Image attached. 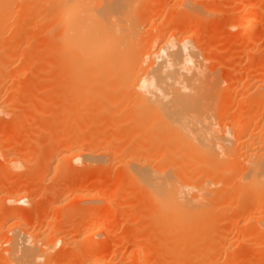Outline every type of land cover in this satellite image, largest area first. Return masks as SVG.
Returning <instances> with one entry per match:
<instances>
[{
  "label": "bare ground",
  "instance_id": "bare-ground-1",
  "mask_svg": "<svg viewBox=\"0 0 264 264\" xmlns=\"http://www.w3.org/2000/svg\"><path fill=\"white\" fill-rule=\"evenodd\" d=\"M143 1L36 0L33 6L23 7L19 5L16 7L17 1L15 0H0V72L6 71L5 66H8L6 64L15 60L17 55L12 52V50H15V47L12 49V46L18 44L17 42L21 39L19 32H16L17 34L15 33L11 40L6 41L5 39L6 42L2 41L4 40L1 38L4 34L2 30L7 27L4 19L6 14L11 13L14 17L22 13L21 20L18 19L15 24H10L9 29L27 28V23L33 20L34 23L39 25L53 24L52 28L43 34L50 37V39L48 38L49 44H47L50 46H47V49L44 46L45 50L43 51H48L46 54L50 53L51 55V52H55L54 50L59 51H56L58 55L54 56L55 60H52L53 65L52 63V66L48 65L49 68L52 67L55 70V72H52V76L56 73L58 78L61 77L62 82L59 81V83L61 82L62 89H60L61 87L58 89L62 92L60 95L64 94L63 97L61 96L63 98V101L60 100L61 103L58 102L59 100L55 101V103L60 104L57 105L60 111L58 110V112L56 109L54 111L60 113L65 112L67 109V112L69 110L70 113H67L69 115L63 114L62 118L60 116L55 118L56 121L54 120V122L57 125V121H59L60 126L58 124L57 127L55 123L53 125V122V127L52 125L48 126L52 132L49 131L54 143H52L53 140L48 139L49 141L46 143L48 145L44 144L45 147L42 146L38 151V157L45 162L54 149L53 146L57 144V146L61 145V149L64 148V150L67 149L70 152L72 161L80 164L79 167L67 168L61 173H54L51 179L54 182L62 174L64 176V174L67 175L71 171L85 172L86 174L91 170L93 163L117 158L118 162H121V165L125 164L123 166L128 169L127 181L131 184L135 183L134 189L139 190L140 193L142 192L145 197V205L142 202L140 203L143 204V207L139 205L140 209L143 208L141 209L143 211L138 210V213L141 212L139 214L142 216L145 214L143 212H146V215L150 217L152 234L151 227L148 224L149 220L147 219L146 222L149 226L144 223V227L146 226L144 229L147 231L145 234L150 233V237L147 235L146 238L145 234H142L144 237L138 235V237H134L128 242L125 240L127 242L126 251L129 254L120 255V258L115 257V254L109 260L86 259L84 254L87 256L88 254L86 252L83 254V250L87 251V248L82 247L83 250L81 251L82 244H80L81 249L78 248L77 252H82L80 255H83V259L82 263L78 259L79 264L84 262L86 264H140L151 251L150 256L155 259H153L152 264H251L249 261L245 263L243 258H239V254H237L239 256L231 254L229 250L234 246L233 241L239 242L237 243L239 245L241 242L246 243L245 240L250 239L248 241L250 242L254 235L257 237L264 230L259 227L261 224L264 226V222L257 220V224H255V221H252L253 226V223L250 222L252 220H250L251 217L249 218L250 215L247 217L248 213H245L244 209L241 210V207L239 208L240 202L250 200L251 204H249L258 210L259 217L262 219L264 216V124L260 125L263 127L260 128L262 132L257 131L260 127L258 126V110L249 113L250 115L247 118L240 120L235 126L230 121L229 128L228 125L224 124L222 126L218 123L220 118L214 119L216 116L213 112V106L216 102L214 97L217 93L212 82L209 81L211 78L208 79V74L204 71L206 69L203 67L205 61L203 60L202 63V56L200 55L203 51L195 43L198 40L199 29L203 27L197 23L202 14L199 13L196 4H192L190 0H172L171 8H169L171 12L162 18L159 16L160 19H158L155 9L153 11V8L151 10L146 8L152 0ZM177 11H183L186 17L189 18L186 27L181 26L179 23V17L175 13ZM160 12L158 13L160 14ZM22 16H26V21ZM155 22L159 25V28L162 27L160 29H167H163L164 31L159 29L145 36L143 28L148 25V29H153ZM199 25H201L200 28ZM50 40L52 41L51 44ZM54 42L57 43V46ZM51 45H54V47ZM50 49L53 50L50 51ZM40 69L38 67L36 71H40ZM42 70L44 69L42 68ZM46 72H50V69ZM236 73H239V71ZM52 76L50 74V77ZM56 76H54L55 80H57ZM234 77L233 81L237 79V76L234 75ZM35 87L37 88V86ZM249 87L254 88L255 96L260 102H263L264 78L246 81L242 85L241 91L245 92ZM54 98L56 99V97ZM122 103L124 105L128 104L127 106L131 104V108L127 110L128 113L125 109L126 106L121 107L123 106ZM250 103L252 104L251 100L246 99L243 107H249ZM117 109L120 110L117 111ZM251 109L249 108V110ZM3 110L0 104V115ZM239 114H241L240 111ZM220 117L224 122L228 119L224 115ZM13 120L18 124V129L24 126V121L20 119L19 114L15 113ZM123 121L125 123L129 121L128 125L131 123L141 127L135 133L136 137L127 141L129 145L127 142L124 144L128 145L125 148L120 143L125 136L134 135V130L133 133L130 131L131 126L126 129L129 130V134L123 130L124 127L117 128L119 122ZM213 121H216L219 127H216L217 125ZM252 123L255 124V128L250 129V133H248L249 126ZM97 125H103L104 130L99 129V127L97 129ZM231 125H233L232 128L234 127L232 130L230 129ZM126 127L128 128V126ZM215 127L217 129L221 127V130L224 129L222 131L219 129V131ZM226 127L228 130H226ZM115 128L119 130H113ZM112 130L114 133L111 132ZM158 141L164 143V146L159 150L156 149ZM154 144L155 147H153ZM187 146H193V150H188ZM153 149L154 151L151 152ZM157 153L159 154L157 155ZM234 154L239 156L240 160H243L241 156L244 157V160H238L239 158H235ZM127 155L134 156L133 161L136 156V160L139 158L138 162L141 155L143 161L138 164L132 163L133 161H129L130 159L123 161L127 158ZM231 158L234 162L230 161ZM185 159L193 160L195 163L192 162V165L190 161L192 166H187L185 162L187 160ZM228 159L234 164L230 163L231 167L227 161L231 169L225 170V174L223 170L225 166L222 167V164L223 162L226 163ZM152 160H156L155 162H158V165L153 166L151 164ZM156 163L154 164L156 165ZM198 163H201L202 166L206 164L207 167L205 171H201L203 170L202 166L200 170L197 169L200 175L195 171V174H198L195 177L193 169L198 167L195 166L194 168L193 166L194 164L199 165ZM208 166L211 170H207ZM41 167L45 171L47 170L48 173L51 170L47 167L46 162ZM202 172L203 174H201ZM91 173L93 174L92 170ZM93 179L95 180V178L89 180L93 181ZM117 182L119 181L117 180ZM75 183L77 184V182ZM25 185L26 189H22L24 186H21V191L15 199L8 195L3 200L12 204L24 203L30 209L34 200L31 193H29L31 189L28 190L27 187L29 186ZM82 185L84 184L82 183ZM66 186L68 188V185ZM131 187L133 188L132 185ZM129 189L128 192H131V188ZM46 190L48 192L44 193L53 196L63 192V189L57 187V185L55 187L50 185ZM86 197L97 201L100 196L94 194L86 195ZM58 201L60 200L58 199ZM64 202H59L58 206H64ZM116 209L122 211L121 208ZM144 209L146 210L144 211ZM88 214H85L87 217L84 218L86 220L87 218L90 219L89 221L96 220L101 216L99 210ZM254 214L256 213L254 212ZM24 215L31 216L32 214L27 212ZM146 215H143V217H146ZM16 216L22 217L23 215ZM259 217L256 218L260 219ZM246 218L250 220H248V223L252 225V227L248 225L250 227L249 231L250 233L253 231L254 235L247 238L251 234L249 233L247 236V221H243L246 226L244 223L237 234H234L236 236L233 238H236V240L231 238L227 241V237L233 234L232 230L237 222L247 220ZM64 219L68 220L69 216L62 218V220ZM107 220L109 221V219ZM59 225L60 227L55 229L53 237L48 235L50 238H55L56 235L55 240L45 245L42 244L44 239H48L45 232H32L25 227L20 228L18 233L4 238L2 243L8 245V247L3 254V262H0L3 264H38L44 258V260H41L42 263L49 256V252L57 245H61L58 253L64 254L65 250L76 242V239L74 240L73 235L72 239L69 240L70 228L67 229V227H62V224ZM97 232L105 237V240L97 246L100 248L105 247L107 241H109V230L102 227L95 232V237ZM152 235L155 236L154 239ZM88 238L90 239V237ZM93 238L94 236L92 240ZM149 238L156 241L152 242L153 244L150 240L147 242ZM92 240L90 239V241ZM231 244L232 246L229 249ZM79 253H77L78 257ZM48 263L46 260V264Z\"/></svg>",
  "mask_w": 264,
  "mask_h": 264
},
{
  "label": "rangeland",
  "instance_id": "rangeland-1",
  "mask_svg": "<svg viewBox=\"0 0 264 264\" xmlns=\"http://www.w3.org/2000/svg\"><path fill=\"white\" fill-rule=\"evenodd\" d=\"M15 1H17L16 7L19 5H22L23 7L25 6L27 7V6H33L36 0H28V1L15 0ZM172 2H173L172 0H152V2L149 3L150 7L147 4L148 6L146 8L149 10L153 8L152 9L153 11L155 9L157 11L156 14H158V17L160 16L162 18L163 16L171 12V9L169 8H171ZM190 2L192 4L193 3L196 4V7H198L199 13L202 14L201 19L199 20L200 22L198 21L197 23L201 24L203 27L200 28L201 25H199L200 32H198L199 33L197 36L198 40L196 39L197 41L195 43L197 44V47H200L199 49L200 50L202 49L201 51H203L202 52L203 54L200 52L201 53L200 55L202 56L201 58L202 63L205 61L203 64V67L204 69L205 68L206 69L204 71L205 73L208 74V75L206 74L207 78L212 79V80L209 79V81L212 82L214 90L217 93V94L214 93L216 95L214 97V100L216 101L214 103V106L217 105L216 108H214L213 106V109H214L213 112H214V115H216L214 119L220 118L219 119L220 121L218 122L217 120V122L222 124V126H224V124L228 125L227 127L229 128L230 121H231V124L233 123L235 126V124H238L240 120L247 118L250 115L249 113L256 112V110H258L259 112V123H258L259 125L258 126L260 125L262 126V124H264L263 122L264 120V101L260 102L257 99V97L254 94L255 91L253 87H249V89L245 90V92L241 91V87L246 81H249V80L255 81V80H260L261 78H264L262 77L264 76L263 75L264 73V0H190ZM158 10L161 11L160 14L158 13L159 12ZM164 10H166L167 12ZM175 13L179 17L178 19H179V23L181 24V26L186 27L188 25L187 21H189V18L186 17V14L183 11H177ZM21 15L22 13L19 14L18 16L13 17L11 13L6 14V17L4 19H5V26L7 27L6 28L4 27V29L2 30L4 34H2L3 36L1 37L4 39V40L2 39L1 40L6 42L8 39L11 40L16 32L17 33L19 32V36L21 39H19V41L17 42L18 44H14L12 46V49L13 47H15L14 48L15 50H12V52L15 53V55H17L18 57L16 56L15 60L6 64L8 65L7 67L5 66L6 71H4L3 73L0 72V104L4 109L3 113L0 115V261L3 262L2 257H3V254L5 253L6 248L8 247V245L2 243L4 238L10 237L14 233H18L19 232L18 230L24 227L27 228V230H30L32 232L41 231L43 233L45 232V236L50 235L51 237H53L55 233V229H57V227H60L59 224H62V227H67V229L70 228L69 230L71 231V234L70 236L68 235L69 240H71L74 235L73 238L74 240L76 239L75 240L76 242L71 244V246H69L67 250H65L64 254L60 252L58 253L59 247L61 245H57L56 248H54L52 251L49 252V256L47 257V259H45V261H42V263L45 262L44 264H46V260H47V263L49 262L48 264H60V263L61 264H79L78 259L81 260V263H82L83 255L82 254L80 255V253L82 252L80 253L77 252L78 251L77 249L80 248L81 246L80 244H82L81 248L82 247L85 249L87 248V251L83 250V248L82 249L80 248L81 251L82 250L84 251L83 254L85 252L86 254H88V256L84 254L86 259L95 258L97 260L99 259L109 260L110 258L114 257L115 254H116L115 257L120 258L121 257L120 255L123 256L124 254H127V251H126L127 249L125 246H127L126 244L128 240L133 239L134 237H138V235L139 237L140 235L143 236L147 232L145 231L146 229H144L146 228V226L144 227V223L145 225L151 224V221H150L151 219L150 217L146 215V212H143L145 214L142 213L143 215H146V217L145 216L143 217V215L140 216L141 214L139 213L141 212L138 213V210L140 211L141 209H143V208L140 209L139 207V205H141L140 202H142L145 205L144 203L145 197L142 192L140 193L139 190L138 192L134 189L135 183L131 184L129 181H127L128 180L127 179L128 169L125 168V166H123L125 164L122 163L123 165H121L120 164L121 162L119 163L118 162L119 160H117V158L116 159L110 158V161L108 159V161L103 160V161H98V162L93 163L92 164L93 166H91L92 167L91 170L94 175L91 173V170L87 172L86 174L85 172L71 171V173L69 172L67 175L66 174H64V176L63 174L60 175L57 181L54 182V180H51L53 178L54 173H57V172L61 173V171L63 172V170L65 169L67 170V168L72 169L73 167H79L80 165L79 163L77 164L74 161H72V158L70 156L71 154L67 149L64 150V148H62L63 149L62 150L61 145L57 146L56 144V146H53L55 150L54 149H53L54 151L52 150L51 154L45 161L47 164V167H49L51 170L48 173L46 172L47 170L45 171L41 167L45 164V162L42 161L40 157H38V151L42 148V146L45 147L44 144H46L49 141L48 139L53 140L52 143H54V139L51 138L52 132L51 130H49L48 126H51L52 122L54 125L55 123L54 120L56 121L55 118L57 117L59 118V116L60 118H62L63 114L69 115L67 113H70V112L69 110L67 112V109H66V111L64 110L66 113L63 111L58 113L60 111V109L57 108V105L58 106L60 105L58 102L61 103L60 100H62L63 99L62 97L64 96V94L60 95V93H62L60 90L62 89L61 87L62 81L60 80L61 77L58 78V76H56V73H54L55 75L52 76L53 74L52 72L53 71L55 72V70L52 67L49 68L50 66L53 65L52 60L58 55L56 51L57 52L59 51L55 48L56 49L54 50L55 52H51L52 55L50 53H47L48 55L50 54L49 56L46 54V52L48 51L46 52L43 51L45 50L44 46H46V49H47V46L48 47L50 46V45H47L49 44L48 38L50 39V37L48 35H47L48 37H46L43 34L46 31H49L50 28H52L53 24L45 23L43 25H39L38 23H34V20L30 21L29 17H27L30 22L27 21L29 23H27L28 26L25 25L27 26V28L26 27L24 28L26 30L24 29L17 30L16 28L15 30L9 29L8 27L10 24H15L18 19L21 20ZM22 17L24 19L26 18V16H22ZM160 17L158 19H160ZM24 21H26V19ZM31 22L33 23L30 24ZM146 25H143V26H146ZM153 25H154L153 29L152 28L148 29L147 28L148 25L143 28L144 29L143 31L145 32V36H148L152 32L154 33L158 31L160 28H162V27L159 28V25L156 22ZM163 29H160V31H162ZM166 29L167 28H165L164 30ZM37 33L40 36L36 35ZM202 41L204 42L202 43ZM51 43L52 41L50 40V44ZM55 43L56 42H54V44ZM26 46H28L29 48ZM56 46H57V43H56ZM52 47H54V45ZM52 50L50 49V51ZM42 53L45 55H43ZM48 65L50 66L48 67ZM37 66L39 67V69L41 68L40 71L38 70L36 71V68L38 69ZM47 67L50 69V72H46L49 70ZM42 68L44 70H42ZM238 71L239 73L235 74V72H238ZM34 73H37V74H34ZM50 74L52 77H50ZM234 75L237 76V79H235L236 82L233 81V78H235ZM54 76H56L57 80H55ZM53 77H54V80L52 79ZM59 81L61 82L59 83ZM35 86H37V88ZM40 87H41V90H40ZM35 90L37 93L35 92ZM220 93L222 94L220 95ZM54 97H56V99ZM246 99H249L252 102V104L251 103L249 104V107L247 106L243 107ZM55 101H58V102L55 103ZM121 105H123L121 106L122 108L126 106L125 107L126 112L128 108H131L130 106L131 104L127 106L128 104L124 105V103H122ZM258 105H259V108H258ZM249 108L250 109L252 108V109L249 110ZM54 109H56V111L58 110L59 111L56 113ZM119 110L120 109H117V111ZM239 111L241 114H239ZM15 113L19 114L20 119L24 121L23 123L24 126L20 127L19 129L17 128L18 124L13 120V115ZM223 115L226 116V118H228L226 119L224 117L226 119V122L228 121L227 123L221 120L220 116H223ZM124 121L119 122L118 125L120 126L117 125V128L120 129V127L121 128L124 127L123 130L127 131V133H129L128 132L129 130H126V129H129L130 126L132 128V129L130 128V131L132 132L134 130L133 131L134 135H131L129 133L130 135L125 136V138L121 141L120 145H123L125 148L129 145L127 141L134 139L136 137L135 133L141 127L138 125H133L131 123L128 125L127 123H129V121L128 122L126 121L127 123H125ZM235 121L236 123H234ZM57 122H58L57 125L56 123L55 125L58 127L59 121ZM217 122L215 121L214 124L216 123L217 125ZM250 125L251 126H249L250 128H249L248 133H250V129L253 130L255 128V124L252 123ZM126 126H128V128ZM232 126L233 125H231V128H230L231 130L234 128V127L232 128ZM261 126L257 129V131L260 130V128L264 127V126L263 127ZM98 127L99 129L104 128L103 125L101 126L97 125L96 128L98 129ZM216 127H219V125H217ZM227 127H226V130H228ZM117 128L113 130L118 131L119 129ZM219 129L221 130V127L218 128L217 130ZM113 130L111 132L114 133ZM128 136L130 137L126 138ZM126 142L128 144L127 146L124 145ZM155 146L156 145L154 144L153 147ZM162 146H164V143L161 141H158L156 149L159 150ZM154 149L151 150V152L154 151ZM187 149L193 150V146H187ZM158 154L159 153H157V155ZM142 157L143 156L140 155V161L138 162L137 160H139V158L136 160L137 158L136 156L133 161L134 156L132 157V156L127 155V158H125V160L123 161H128L130 159L129 161L132 160L133 161V162L131 161L132 163L138 164L143 161ZM234 157L235 158L238 157L239 158L238 160H240V157L235 154H234ZM233 158H231L230 161L234 162ZM241 159L244 160V157L242 158L241 156ZM185 160H187L185 161L187 166L189 165L191 167L193 165L192 164L193 160H188V159H185ZM243 160H240V161H243ZM155 161L153 160L151 161V164L153 166L158 165V162L156 163ZM190 161L192 165H190ZM227 161L229 163V166L231 167L232 165L230 163H233V162H230L229 159L226 160V163L223 162L222 167L225 166L223 169L225 174H226V171L231 169V167L228 166ZM153 162L156 163V165ZM193 163H195V161ZM224 164H226L227 166ZM205 165L202 166L201 163L199 165L194 164L193 167L195 168L196 166L198 168L193 169L192 167L194 171L193 175H196L195 174L196 172L198 173V170L201 169L200 168L201 166L203 169L201 171H205V168L207 167ZM209 167L210 166H208L207 170L208 169L211 170V168ZM90 173L94 177H92ZM198 174L200 175V173ZM198 174L195 177H197ZM201 174H203V172ZM228 174L229 172L227 173V175ZM227 175H226V178H227ZM89 177L91 179L95 178V180L93 179V181L92 180L90 181ZM117 180L119 182H117ZM84 181L85 183L86 182L87 183L85 184ZM88 181L90 184L88 183ZM75 182H77V184ZM82 183L84 185H82ZM25 184L29 186L27 187L28 190L31 189L30 190L31 192H29L28 190L27 191L31 193V195L33 196V200H34L33 206L30 209H28L27 206L24 205V203L12 204V203H9L3 200L4 197L8 195H10L11 197H13V199H15V197L21 191V186H24ZM55 184L57 185V187L59 186V188L63 189V192L59 194L60 196L59 195L53 196L52 194H50L53 196L52 197L49 194L47 195V193H44V192H48L46 188L50 187V185L55 187L56 186ZM65 184L68 185V188ZM94 184H96L97 186ZM130 184L133 186V188L131 187ZM25 186L22 187V189L23 188L26 189ZM129 188H131V192H128L130 191ZM94 194L100 196L99 200L95 201V200H92L86 197V195H94ZM58 199L60 201H58ZM52 201L54 204L52 203ZM61 201L66 202V203L64 202L63 204L64 206L62 205L58 206L59 202ZM249 201L248 200L242 201L240 202L241 205L239 203L238 206L240 205L239 208L241 207L240 208L241 210L244 209L243 211L245 213H248L247 217L248 215H250L249 218L251 217L250 220L251 219L252 220L250 221L249 219L246 218L247 220H240L239 223L237 222V225H235V227L232 230V233H233L231 234L232 236L229 235L227 237L228 238L227 241H229L231 238L233 240L234 239L236 240V238H233L234 236H236L234 234H237L238 230L242 228L241 227L242 225L244 226V223L246 221H247V226L251 225V223H248V220L250 222L255 221V224H257L256 223L257 220L264 222L263 220L264 216L261 219V217H259L258 215L260 213L252 205H250L251 202ZM142 205L141 207H143ZM250 206L252 207L250 208ZM116 208H121L122 211H118V209ZM96 210H99L101 216L96 218V220H92V221H89L90 219L88 218L87 220L85 219L87 215H89L88 213H93ZM114 210L115 212H117V214H115ZM145 210L146 209H144V211ZM27 212H31L32 215L25 216L24 214ZM254 212L256 214H254ZM16 215H23V216L17 217ZM254 215L255 216L258 215L256 217H259L261 220L257 219ZM66 216H69V219L62 220V218H65ZM107 219H109V221ZM147 219L148 220L150 219L148 221L149 222L148 224L146 223ZM70 220L73 222V224ZM252 225L254 226V223ZM252 225L250 227H252ZM262 225L263 224L259 226L261 227L260 228L261 230L264 229V226ZM245 226H246V223H245ZM249 226L247 227V231H246L247 236L250 233ZM102 227H106L107 230H109L110 233H108V235L110 239L108 238L109 241H107V244L105 245V247L100 248L97 245L100 242L104 241L105 237L101 233L98 234V232L95 237V232L97 230L99 231V229ZM235 228L237 231L235 230ZM151 229L152 227L150 228V230ZM142 230H144L143 233H142ZM76 231L78 232L77 234L75 233ZM251 232H252L250 233L251 235H249L247 238H250V236L252 237V235H254L253 234L254 232L253 231ZM135 233L137 234L135 235ZM261 233H260L261 235L259 234V236L257 237H255L254 235V238L252 237L250 242H248L250 239L245 240L246 243L241 242L240 245L237 244L239 242L233 241L234 243L232 244L234 246H232V244L229 245V249L232 246L231 250H229L231 251L230 253L234 255L239 254L241 257L239 255L237 256H239V258H243L245 263L249 261V263L251 264H254V263L264 264V230L261 231ZM149 234L150 233H147V235ZM151 234H152V230H151ZM147 235L145 234L146 238H147ZM87 236L90 237L91 240L93 236L94 238L92 241H90V239ZM148 237H150V235ZM154 237L155 236H153L152 238L154 239ZM45 238L47 239V237ZM49 238L50 237L48 236L47 240L44 239L45 242L43 241L42 244L44 245L49 244V242L55 240L56 235H55V238H50V239ZM255 238H257L256 239L257 241L254 240ZM153 239L151 240V238H149L147 242H149V240L151 241V243L156 241V240L153 241ZM125 240L127 242H125ZM91 242L92 244L94 242L95 245L94 244L92 245ZM73 245L76 246L75 249ZM75 251L79 253V257L77 256L78 254ZM151 252L149 255L148 254L146 255L147 260L143 259L140 264H152L154 257L150 256L152 254ZM41 260H44V258ZM41 260L39 261L38 264L41 263ZM253 261L254 263H252ZM1 262L0 264H3Z\"/></svg>",
  "mask_w": 264,
  "mask_h": 264
}]
</instances>
